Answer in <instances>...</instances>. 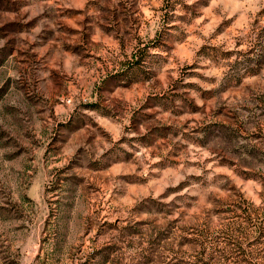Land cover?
Returning a JSON list of instances; mask_svg holds the SVG:
<instances>
[{
    "label": "rangeland",
    "instance_id": "374dc122",
    "mask_svg": "<svg viewBox=\"0 0 264 264\" xmlns=\"http://www.w3.org/2000/svg\"><path fill=\"white\" fill-rule=\"evenodd\" d=\"M0 264H264V0H0Z\"/></svg>",
    "mask_w": 264,
    "mask_h": 264
}]
</instances>
